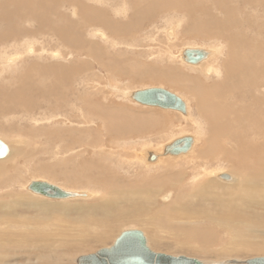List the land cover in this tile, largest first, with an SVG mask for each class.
Listing matches in <instances>:
<instances>
[{"label": "bare ground", "instance_id": "1", "mask_svg": "<svg viewBox=\"0 0 264 264\" xmlns=\"http://www.w3.org/2000/svg\"><path fill=\"white\" fill-rule=\"evenodd\" d=\"M86 1L63 0L61 3L64 4V6L66 4L69 7L73 6L76 9V15H78L80 19L83 18L84 21L90 22L91 24L99 23V25L106 27L108 29V31H106L108 34L103 32V29L100 34L103 36V42L111 44V48L114 50H117L119 46H125V48L127 47L128 49H130V47L136 48L135 45H138V42L135 40L136 28L141 26L140 24H142L145 19L151 18L152 16L154 17L158 12H163L164 10H178L181 11L184 16L178 17L177 15L171 17L168 20V24L170 27H174V29L177 30L180 27L179 31L183 36L193 39H202L204 41H209L214 38L223 40L219 43L216 41L215 44L210 47H207V45L188 46L211 49L212 55L209 56V58H215L216 55L221 54L224 46H226L227 55L221 63H207L208 58L200 64L195 65L199 66L202 64L199 72H202L206 80L202 78V76L180 73L174 67H168L167 70L163 71L160 68H153L148 64L141 65L138 64L136 57L134 62L132 59L129 60L127 58H123L119 61L112 55L104 58L99 54L95 57L93 54H89V49L87 48H84L86 53L85 55L82 54L83 56L81 55L83 58H79L80 62L78 63L70 62L65 65V63L62 62L64 65L59 66L55 64L54 61L46 65L38 64V61H35V63L30 61L33 62L31 64L28 61L30 59L47 58L50 56L49 58L56 60L51 56L52 54H50L52 51L48 52L50 50L43 47V43L39 39L36 37H27L26 29V24H29L28 21L38 19L36 16L38 9L45 6L52 7L55 2L53 0H49V2L44 0L39 2L38 0H0V112H2V114L0 113V123H3L0 124L1 131L6 127L4 122L1 121V119H4L3 116L5 120H7L6 123L8 128L15 127L13 120H15V118L18 119V117L19 122L21 118L23 119L27 115L31 116L36 122L39 121V119L30 114L35 113V108L39 105L38 103L41 100L48 103H50L51 100L55 101V107L58 109L61 108V103L63 105H70L75 109H77L76 107L78 105L79 111L81 112L79 120L83 122L84 127H75L74 129L72 128V130H70L71 128L68 129L63 127L64 129L60 128L55 131L48 130V132L45 131L41 133V135L44 134L45 137H51L53 140L62 139V135H65L68 139V149L71 148L74 143H79V141H81V138L77 137L76 133L84 136L86 132L91 131L89 127L87 128L86 126L96 121H98L97 124L104 127L111 141H114V143L115 141H120L121 145L128 143V140H125L127 138H124L126 137L125 135H134L137 133L138 135L140 134V136L137 135V137L140 138L143 135H141V132L144 130L147 132L144 134V137L151 134L154 138L155 135H159L163 133V131L166 132L167 129L175 125L174 122L171 123L172 121L170 123L166 121L165 113H157L161 117L152 113V116H155L153 119L152 117L146 118L142 116L135 119L133 115L134 111L128 112L123 110L122 107H116L115 105L108 106L106 102L108 97L105 93H102V88H95L97 89L96 92L92 93L91 89L93 87L90 84L91 80L85 77L87 73H90H86V70L89 67L91 68L90 61L95 60V62L98 61L103 65L111 78L127 76L129 80L137 77L140 79V77L144 76V67L149 66L152 72L155 73V75L152 76L153 79L164 81L165 83L169 82L174 86L176 85L177 87L184 88L189 94L191 93L197 105H195L198 113L197 118L195 116V118L192 117L194 114H192L189 101L176 92L187 102L188 108L187 114L182 113L185 115L184 119L187 125L179 127V130L183 132L192 127L195 131L194 133L185 132V134H191L195 137L193 148L186 154H190L193 151L199 140L205 134L204 144L197 149L196 154L194 153L192 166H182V164L178 162L162 161V159L167 156H172L163 155L165 144L162 147V151H158V149L155 150L154 148L152 149L154 152L160 154L158 160L153 162L145 161L146 150L148 149L139 151L138 149L129 147L127 148L129 150L131 149L129 152L128 150L113 151V149L104 151L105 147L101 145L100 148L103 151L102 155L105 160L108 159L110 163L113 164L111 158L116 157L117 164L121 166V168L124 165H126V167L118 172L119 169L116 167L112 168L113 165L110 163L105 164V162H101V165H99L101 168L95 171L86 163L85 176L96 179L95 182H98L97 184L101 186V189L96 188L93 191L82 189L90 192L91 196L88 198L101 195V199L103 198V200L96 201L94 204H71L70 202L63 201L49 202L40 199L36 197V195L45 196L28 190L27 185L29 182L26 184V189L33 193L31 195L22 193L17 199L11 197L13 195L12 193H7L4 198L0 196V256L5 258L7 255H10V249L13 247L12 242H14L13 240L17 239V237H22L23 242L27 244L30 240L31 244H39V248L42 245H49L51 249L55 250L56 244L59 243L60 245V241L56 236L60 233H72L73 231L71 230H75V234L81 238V240L86 237L91 240L89 242L94 241L107 244L108 241L115 239L114 237L118 224H120L118 226L120 227L123 222L127 221L136 224L149 223V220L152 219V208L160 206L156 202V199L161 196L165 201L170 200L172 192L175 191V189L179 190L177 197L169 204H165L163 209L161 207L162 205L160 206L163 210L162 212H168L166 214L170 221H172V219H196L206 214L207 218L214 219L219 222L220 225H223V227L230 223H235L236 221H252L255 224L257 223L256 225L264 227V0H133L131 2L128 0H119V2L117 0H111L109 3L116 5L114 7L115 12L123 13L124 15H128L131 12L128 20H125L127 15L122 19L116 17V23L114 24H111V21L114 20L110 19L108 12L105 11L108 8L101 4L106 3L108 0ZM94 1L99 4H96ZM59 16L61 15L59 14ZM41 17L42 16L39 15L40 19ZM67 18L70 19L72 17L67 16ZM67 18H65V20H68ZM36 23L37 21L35 24ZM173 23H175L176 26H172ZM44 24L46 25V23ZM53 24L57 23L53 22ZM53 28L55 29L54 34L61 39L62 43L67 41L68 44L74 45L73 47L76 46L77 50L83 49L81 46H84L85 43L79 38L65 34L67 33L66 28H56L55 26ZM97 31V28L94 29L91 35H98ZM175 32L176 31L173 29L169 31V34H171L170 38H175ZM130 37L134 40V42L131 43L133 45L126 46L124 43H128ZM103 42L101 43L104 44ZM68 48L70 49V47ZM106 48L110 50L108 46H106ZM70 51L72 52V50H69V52ZM57 52L60 54V58L58 59L62 60L65 56L64 52L60 50H57ZM151 54L153 55L154 53L152 52ZM151 54L150 56L152 57ZM69 55L72 56V53ZM56 56H58V54H54V57ZM158 57H162V54ZM172 57L175 56L169 54V58ZM87 58L90 59V61L87 60ZM216 58L215 60H217ZM129 61L140 66H130ZM27 62L32 65L31 67L26 66L28 69L25 67ZM122 62L124 63L123 66H121ZM44 73L47 75L48 73H55L57 81H53L50 85L49 83H45L46 85L42 84V81L38 79ZM77 76L81 77L84 82L79 94L71 87L73 81L77 79ZM211 76H219V78L210 81L209 79ZM174 80L176 82H171ZM114 87L117 88L116 86ZM129 91L124 93L128 99H130L127 95ZM99 93L103 94V99L98 97ZM34 94H36V97ZM93 94L95 98H93ZM3 112H6V114ZM52 116L55 117L56 115L52 114ZM22 129L23 126H19L18 130ZM4 142L7 143L10 152V141H8V143L4 140ZM136 142L134 144H137ZM128 145L129 144H127V146ZM20 159H26L22 147L18 149L15 155L9 158V160H11V165L0 163V178L2 179L0 183L6 184L5 187L7 188L13 186L14 182H18L19 179H22L20 178L19 171L23 169L18 167V162H22L23 160ZM217 159H222L219 162H223L219 164L225 162L233 172L238 174H232L234 175V180L231 184L236 183L237 185L229 191V197H223L220 192L216 191L215 186L218 185H215L216 182L214 183L213 178H210V175L214 176L219 172V166L218 168H210L212 163ZM89 165L94 164L90 163ZM129 169L133 170L131 171ZM129 171L130 174H126V172ZM220 171L230 173L223 170V168H221ZM142 172L144 175L140 174ZM79 177H81L80 174ZM79 177H77V179ZM3 184L0 186H4ZM165 191L169 193L166 192L168 194H165ZM223 193L225 192H222V194ZM183 197L196 198L202 203H207L208 206H214V211L218 209L221 218L216 217L214 214H207L204 211L205 208H207L205 206L202 207V211L198 213V207L194 208L193 202L190 200L186 202L180 200V198ZM13 202L17 205L22 204L37 208L42 215L61 212L62 214L64 213L63 215L66 214L68 216L69 212L75 210H86V212L93 210L100 212L101 215L89 217L90 219L88 220L83 219V226H85L81 227L80 225V229L78 230L70 224V219L69 221L66 220L68 222L67 224H65L66 222L63 219L52 226L49 221L52 219L45 216L42 217L43 220L40 221V226H33L30 228L33 229L31 232H29V230L17 232L16 228H13L18 223L16 212H12L15 205L13 207L9 204H13ZM125 204H130V206L127 207ZM197 205L199 206L198 203ZM158 215L160 214L153 212L154 220H157L155 218H158ZM164 217H166V215ZM45 218L48 220L46 223H44ZM169 220L167 222H169ZM19 224L26 225L27 221H20ZM151 224L152 223H150V225ZM157 224L158 223H156V225ZM189 225L191 226L192 224L189 223ZM66 226L67 228H64ZM196 227H193V229ZM27 231L29 234L31 233V238H28L29 234ZM32 233L36 234V237L33 236ZM232 233L230 232V234ZM261 233L264 232L262 231ZM119 234H121V232ZM67 249H70V246ZM152 249L155 250L154 248ZM220 261L206 262L207 264H218Z\"/></svg>", "mask_w": 264, "mask_h": 264}, {"label": "rangeland", "instance_id": "2", "mask_svg": "<svg viewBox=\"0 0 264 264\" xmlns=\"http://www.w3.org/2000/svg\"><path fill=\"white\" fill-rule=\"evenodd\" d=\"M39 1H43V0H38V2ZM44 1L49 2V0H44ZM53 1L55 2V4H53L52 7L45 6L37 10L36 16L38 17V19H35L33 21H28L29 24H26V27H27L26 29H27V37H30V38L36 37L37 39H39L43 43L42 44L43 47L50 50L48 52L52 51V53L50 54H52L51 56H53V58H55L56 60L49 58L50 57L49 56L47 58L45 57L47 61L45 58H40V59H32V60L30 59L28 60L29 62L33 61L35 63V61H38L39 62L38 64L46 65V64H51L54 61V63L59 66L64 65L62 64V62L65 63V65L66 63L69 64L70 62L78 63L80 62L79 58H83L81 57V55L82 54L85 55L86 53L85 49L87 48L89 49L88 50L89 54H93L95 57L96 55H99V54L104 58L112 55L114 58H116L119 61H121V59L123 58H127L129 60L132 59L133 62L136 57L138 64H141V65L148 64L149 66H152L153 68H160L163 71L167 70L168 67H174L180 73L182 72L184 74H190L193 76H202V78H204L202 72H199L202 64L199 66L187 64L186 62L182 60L180 51L188 45H197V46L207 45V47H210V46H213L216 41H218V43L223 41L217 38L210 39L209 41L208 40L204 41L202 39L201 40L197 38L193 39V38L183 36V34H181V32L179 31L180 27L178 30L174 29V27H170V25L168 24V20L171 17L177 16V15L178 17L179 16L183 17L184 14L178 10H174V11L164 10L163 12H158L156 15L154 13L155 16L154 17L152 16L153 18L151 17V18L145 19V21L142 24H140L141 26L139 25H138L139 27L137 26L138 28H136L137 30L135 33L136 34L135 40L136 42H138L137 43L138 45H135L136 48L130 47V49H128L127 47L125 48V46H119L117 47L118 48L117 50H114L111 48V44L103 42V39H102L103 36L100 34L102 32V29H103V32L108 34V32H106L108 31L106 27L99 25V23L91 24L90 22L84 21L83 18L80 19L78 15H76L77 14L76 9L73 6L69 7L67 4L65 5L66 6L65 7L64 4L61 3L63 2V0H53ZM110 1L111 0H108L106 3H101V4H103V6L108 8L105 11L108 12L110 19L114 20V21H111V24H114L116 23L115 22L116 17L118 19L119 18L122 19L127 14L124 15L123 13L115 12L114 7L116 5L109 3ZM117 1L119 2V0ZM128 1L131 2L133 0H128ZM86 2L89 3L88 1ZM94 2L96 4H99L96 1ZM50 13L53 15H51ZM58 13L61 16H59ZM39 15L42 16L41 19L39 18ZM130 15H131V12L126 16L125 20H128ZM67 16L72 17V18L69 19L67 18ZM65 18H67L68 20H65ZM36 21L38 25L37 23L35 24ZM67 21H70V22H67ZM53 22L57 24H53ZM44 23H46V25ZM54 26L56 28L57 27L63 28V29L66 28L67 33L65 34L71 35L75 38H79L80 40H82L85 43L84 46H81L83 49L79 48L80 50H77L76 46L73 47L74 45L68 44L67 41L62 43L61 39L57 37V35L54 34L55 33V29L53 28ZM172 26H176V24L173 23ZM167 27H168V30H167ZM96 28L98 29L97 31L98 35H94V36L91 35L93 30ZM172 29L176 31L175 32L176 36L174 39L170 38L171 34H169V31ZM166 33L168 36L166 35ZM101 42H103L104 44H102ZM133 42L134 40L132 39V37H130L128 43H124V44L126 46L133 45L131 44ZM67 46L70 47V49ZM106 46H108V49L110 50H107ZM55 49L60 50L61 52H64L65 56L62 58V60L58 59L60 58V54ZM69 50H72V52L70 51L72 53V56L69 55L71 54ZM152 52L154 53L153 55L151 54ZM54 54H58V56L54 57ZM150 54L152 55V57L150 56ZM160 54H162V57H158ZM169 54H173L175 57L169 58ZM226 55H227V48L226 46H224V49L222 50L221 54L216 55L217 58L216 57L215 58L217 60H215V58L210 57L207 60L208 61L207 63H211V64L221 63L224 60ZM87 60L90 61V59L88 58ZM29 62H27V65H25V67L32 66L28 64ZM33 62H30V63L32 64ZM133 62H130L129 65L135 66V67L140 66L138 64H134ZM90 63H91V68L90 67L89 68L91 70L89 68H88L89 70L88 69L86 70V73L87 72H90V73H87L85 77H87L88 80H91L90 84L93 87L91 89L92 93H95L97 89L102 88L101 89L102 93H105L108 97L106 100L108 106L115 105L116 107H122L123 110H126L128 112L134 111L133 115L135 116V119H138L141 116L146 117V118L152 117L153 119L155 116H152V113H155L154 115L158 117H161V116L157 113L159 112L165 113L166 121L168 123H170L171 121H172L171 123L174 122L175 127L172 126L170 129H167L166 132L163 131V133L159 135H155L154 138L151 134H148L146 135V137H144V134L147 133L144 130H142L141 135L142 134L143 135L140 138L137 137L138 135L137 133L134 135L132 134L125 135L126 137L124 138H127L125 140H128L127 144H129L127 146V144H123V143H122L123 145H121L120 141H115V143L114 141H111V138L109 137V135L106 134L104 127H102L100 124H97L98 121H96V122L89 123L86 126L87 128L89 127L91 131L86 132L84 136L82 134L80 135L79 133H76V136L80 137L81 139L80 138L79 139L81 141H79V143L78 142L74 143L72 147L68 149L67 148L68 139L65 135H62L63 136L62 139L59 138L58 140H53V138L51 137L47 138L44 136V134L41 135V133L45 131L48 132V130L55 131L63 127L68 128V129L71 128L70 130H72V128L74 129L75 127L76 128L84 127L83 122L79 120L81 117V112L79 111L78 105L76 107L78 109L77 110L75 108H72L70 105H67V104L63 105L61 103V108L58 109L57 107H55V104H56L54 103L55 101L51 100V102L48 103V102H43V100H41L38 103L39 105H37L35 108V111H34L35 113L30 114V115H33V117H36L37 119H39V121L37 122L33 120V118L29 115H27L28 117L27 116L24 117L25 119L21 118L20 122L18 121L19 119L18 117V119L15 118V120H13L15 127H16V128L14 127L15 128L14 129V128H8V125L6 123L7 120H5L4 116H3L4 119H1V121L4 122V125L6 127H4L5 131L4 129H2V131L0 129V138L6 140L7 142L10 141L11 150L9 154L6 156L7 158L3 157L2 159H0V163L2 162L4 164L11 165V160H9V158L12 155H15V153L18 152V149L20 147L24 149L25 156H26L25 160L20 159L23 161L18 162V167L23 169L19 171L20 178L22 179H19L18 182H14L13 186L8 187V188L5 187L6 184L0 183V185L1 184L4 185V186H0V189H1L0 196H2L3 198L6 197L7 193H12L13 195L11 197L16 198V199L22 193L28 194V195L33 194L26 189V184L36 179H46V180H49L50 182L59 184L64 188L73 189V190L87 189V190L93 191L96 188L101 189V186L97 184L98 182H95L96 179L85 176L86 174L85 167H87V165L90 166L92 170L96 171L97 169L101 168V166H99L101 165L100 164L101 162L103 163L105 162V164L110 163L108 159L105 160V158L103 157L102 155L103 151L100 148L101 145H104L105 147L104 151L105 150L110 151L113 149V151L128 150L129 152L131 151V149L130 150L127 149L129 147L138 149L139 151H142L144 149L152 150L153 148L155 150L158 149V151H162L163 145L173 140L175 137L185 134L186 131H187L186 133L195 132L192 127L184 130L183 131L184 133L179 130V127H184L185 125H187V122L184 119L185 115H183L181 112L175 111V110H165V109L156 108L152 106H144V105H141L135 102L132 99H128L124 94L126 91H129L130 89L136 90V89H140V88H144L148 86H163L172 91L178 92L186 100H188L190 103L192 114H194L192 115V117L197 118L198 113H197V107H196L197 105L195 103V100L191 96V93L189 94V92L185 90L184 88L177 87L176 85L174 86L173 84L169 82L165 83L164 81H158V80L153 79L152 76L155 75V73L152 72V69L149 66L144 67L145 69L144 76L140 77V79L137 77L135 79L129 80L127 76H121V78H116V77L111 78L100 62L98 61L95 62V60L93 61L91 60ZM123 64L124 63L122 62L121 66H123ZM28 67L26 68L28 69ZM55 76H56L55 73H51V74L48 73V75L44 73L42 74L41 77H39L38 80H41L42 84L49 83L50 85V83H52L53 81L54 82L57 81ZM217 78H219V76H214V77L211 76L210 79L209 78L208 79L211 81L212 79L214 80ZM204 79L206 80V78ZM171 82H176V81L174 80ZM73 83L71 87L74 88L75 91L78 92L79 94L80 89L84 85L82 78L77 76V79L74 80ZM114 86H116L117 88H115ZM34 96L36 97V94H34ZM102 96L103 94H100V93L98 94V97H101L103 99ZM93 98H95L94 94H93ZM0 113L2 114V112ZM3 113L6 114V112H3ZM52 114L56 116L53 117ZM161 120H164V119H161ZM0 124H3V123H0ZM19 126L20 127L23 126V129L18 130ZM138 136H140V134ZM205 137L206 136L204 134L190 154H185V155H181L178 157L167 156L166 158L162 159V161H172V162L181 163L182 166H192V163L194 161L193 155L194 153L196 154L197 149H199L204 144ZM135 140L138 142H136ZM134 141L137 144H134L135 143ZM101 158L102 160H105V161H102ZM116 160H117L116 157L111 158V162H113V164L111 163L110 164L113 165L112 168L116 167L117 169H119L118 170L119 172L120 170H123V168H125L126 165H124L121 168V166L117 164ZM220 160L222 159L215 160L210 166V168L212 167L218 168L219 166L220 167L218 168L219 171L221 168H223V170L228 171L231 174L238 175L236 172H233L225 162L223 164H219L223 162V161L219 162ZM88 162L89 164L91 163L94 165H89ZM129 170L132 171L133 169H129ZM127 173L130 174V171L126 172V174ZM79 174L81 177H79ZM140 174L144 175L143 172ZM210 176H211L210 177L211 179L213 178L214 183L216 182L215 185H218V186H215L216 191L220 192L223 197H229V191L232 190L235 187V185H237L236 183L231 184L232 182H229V183L225 182L219 179L218 177H216V175L214 176L210 175ZM77 177L79 178L77 179ZM1 180L2 179L0 178V181ZM166 192L168 191H165L164 193L165 194L169 193V192L168 193ZM178 192L179 190L175 189V191L172 192L171 199L168 201L163 200V198L159 196L156 199L157 200L156 202L158 203V205L160 206L162 205L161 207L163 209V206L165 204H169L173 199L177 197ZM222 192H225V193L222 194ZM36 197L40 199H44L49 202H52V201L62 202L63 201V202H70L71 204H75V203L94 204L96 201L103 200V198L101 199V195H97L93 198H75V199H67V200H53V199L45 198V197L38 196V195H36ZM180 200L183 202H186L188 200L193 202L194 208L198 207L197 208L198 213L199 211H202L201 210L202 207L205 206L207 208H205L204 211L207 214H214L216 215V217L221 218V214L219 213L218 209L214 211V208H213L214 206L212 207V205L208 206L207 203H202L198 201V199L191 198V197H183V198H180ZM197 203L199 204V206L197 205ZM9 204L13 207L15 205L12 212L14 213L16 212L15 214H17L16 216L18 217L17 218L18 223L13 228H16L17 232H22L25 230H29V232H31L33 229H30V228L33 226H40L41 225L40 221H42L43 220L42 217H45V216H47V218L50 217L52 219V220H49L52 226L56 225L57 222L62 221L63 219L66 222L65 224H67L68 222L66 220L69 221L70 219V224L73 227H75L76 230H78L80 229V225L81 227L85 226V225L83 226L84 224L83 219L88 220L90 219L89 217H96L97 215H101L100 212L93 211V210H89L87 212L86 210H75V211L69 212L68 216L66 214L63 215L64 213L62 214L61 212H54L53 214H50V215L48 214L42 215L40 214L37 208H32V207H29L28 205H22V204L17 205L15 204V202H13V204L12 203H9ZM125 206L128 207L130 206V204H125ZM160 206H158L157 208H152V219L149 220V223L147 224H136L130 221L123 222L122 226L120 227H118L120 225L118 224L114 238L116 239L120 235L119 233L126 229L137 228V229L142 230L144 233H146L145 235L148 237L149 244L152 248H154L157 251L165 252L168 254H173V255L184 254V255L191 256V257H197L202 260L209 261V262L220 261V260L223 261L226 259H240L244 261L246 259L257 257V256H264V233H261L262 231L264 232V227L260 225H256L257 223L255 224L252 221H244L245 223L236 221L235 223H230L229 225H225L223 227V225H220V223L215 221L214 219H210L209 217L207 218L206 214H203L201 217H198L196 219L194 218L189 219V220H180V219L173 220L172 219V221H170L166 214L168 212H165V211L162 212L163 210L160 208ZM153 212L160 214L158 215L159 219L155 218L157 220H154ZM165 215L166 217H164ZM207 219H209L210 221ZM23 220L27 221L26 225L19 224L20 221H23ZM168 220L169 222H167ZM46 222H48V220L45 218L44 223ZM150 223L152 224L150 225ZM156 223L158 224L156 225ZM189 223H191L193 226L192 225L190 226ZM158 226H161V227H158ZM193 227H196V228L193 229ZM205 227H207L208 229ZM64 228H67V226ZM71 231L73 232L72 233L65 232L66 234L60 233L58 236H56L57 239H59L60 241V245L59 243H57L55 246V250L51 249V246L49 245H42L39 248V244H31L30 240L28 241V244H27L26 242H23L22 237H17V239H14L13 240L14 242H12L13 247L12 249H10V252H9L10 255H7L5 258H2L0 256V264H76L75 259L77 257L84 255V254L87 255V254L95 253L100 248L111 246L115 241V239L112 241H108L107 244L100 243V242H94V241L89 242L91 241L90 239L84 237L83 240H81V238H79L75 234V230H71ZM234 231H236L237 233ZM230 232L231 233L233 232V233L230 234ZM30 234L28 235V238H31ZM33 236L36 237V234H33ZM86 243H89V244H86ZM69 246H70V249H67ZM210 264H214V263H210ZM239 264H245V263H239Z\"/></svg>", "mask_w": 264, "mask_h": 264}, {"label": "water", "instance_id": "3", "mask_svg": "<svg viewBox=\"0 0 264 264\" xmlns=\"http://www.w3.org/2000/svg\"><path fill=\"white\" fill-rule=\"evenodd\" d=\"M212 55V50L197 46H186L181 51L182 60L187 64L198 65ZM128 97L141 105L176 110L188 113L187 102L178 93L162 86H148L130 90ZM195 144V137L191 134L180 135L164 145L163 155L179 156L188 153ZM9 148L0 138V158L7 156ZM160 154L153 150H146V161L158 160ZM216 177L232 182L234 175L227 172H217ZM27 189L36 194L55 200L74 198H88L87 190H68L47 180L36 179L29 182ZM264 264V256L246 259H226L218 264ZM76 264H207L205 260L184 254L173 255L153 250L145 233L137 228L126 229L115 239L109 247L100 248L97 252L81 255Z\"/></svg>", "mask_w": 264, "mask_h": 264}]
</instances>
